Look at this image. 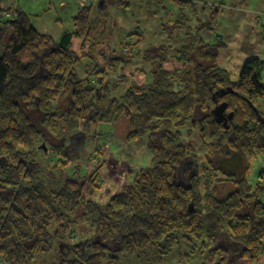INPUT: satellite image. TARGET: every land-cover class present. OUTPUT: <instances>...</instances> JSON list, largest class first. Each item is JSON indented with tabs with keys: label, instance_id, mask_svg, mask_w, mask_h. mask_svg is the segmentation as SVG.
<instances>
[{
	"label": "trees",
	"instance_id": "trees-1",
	"mask_svg": "<svg viewBox=\"0 0 264 264\" xmlns=\"http://www.w3.org/2000/svg\"><path fill=\"white\" fill-rule=\"evenodd\" d=\"M111 1L126 13L133 0ZM173 1L181 9L197 5ZM6 2L0 0V260L35 264L56 251L48 264H118L120 254H166L194 238L216 264H259L264 254V172L256 190L247 172L250 161L264 155V60L248 58L234 78L218 65L227 44L220 36L216 43L198 40L197 32L183 47L145 50L142 59L151 68L148 75L143 67L138 72L152 80L132 83L123 95L108 99L104 84L90 85L91 74L80 79L75 70L89 57H100L112 68L126 58L109 46L97 55L102 42L92 32L94 5L81 6L73 17L74 30L56 40L37 31L20 9L5 19ZM203 10L212 16L197 29L213 31L219 10L208 4ZM181 20L166 29L186 28ZM73 40L81 43L80 54L73 50ZM170 58L173 69L165 67ZM100 73L107 74L98 66L92 72ZM127 80L119 76L114 87ZM221 104L227 108L219 123L213 110ZM101 123H125L126 139L143 138L151 155L150 166L127 176L118 191L107 194L112 190L107 188L104 203L94 194L106 160L81 177L78 167L72 174L67 170V154L68 160L55 154L63 150L70 156L73 145L74 153H83L81 140ZM187 123L199 127L205 165L180 130ZM46 142L49 161L68 171L58 189L36 183L42 173L38 152L46 150ZM98 150L97 157L105 154ZM186 162L190 181L182 185L178 176ZM229 163L243 166L242 173L227 170ZM80 220L90 236L72 243L78 231L72 229Z\"/></svg>",
	"mask_w": 264,
	"mask_h": 264
},
{
	"label": "rangeland",
	"instance_id": "rangeland-1",
	"mask_svg": "<svg viewBox=\"0 0 264 264\" xmlns=\"http://www.w3.org/2000/svg\"><path fill=\"white\" fill-rule=\"evenodd\" d=\"M94 1V30L92 29V32L94 37L102 42L100 47H97V55L102 52L106 53L109 46V49L115 51L119 57L125 55L126 58L125 61H120L112 68L110 65L106 67L100 57L96 60L89 57L77 65L75 70L80 79L87 77V73H90L91 75L87 77L89 78L87 82L90 85L101 87L104 84L103 91H107L108 99L120 97L132 83L143 85L152 80L151 77L146 79L138 72L143 67L146 69L144 75H148L151 68V65L142 59L145 50L163 45L173 48L183 47L191 42V34L196 32L200 33L198 40L203 39L206 42L216 43L220 36L221 40L227 44L222 56H228L229 63L223 60L220 67L232 71L234 78L237 76L234 74L236 70L231 68L234 63L242 65L244 61L255 54L264 60V0H193L199 2L196 7L188 6L185 9H181L173 0H133L132 7L126 13L117 7L114 1ZM81 2L82 0H9L2 5V8L5 11V19L9 18L7 13L13 17L15 11L20 9L28 15L31 24L37 31L41 33L46 31L48 35L59 40L63 32L74 30L73 17L81 9ZM206 4L219 10L215 15L214 30L198 31L197 26H203L206 22L209 24L212 16V13L203 10ZM151 13L154 15L152 16ZM180 19H182L180 22L186 24V28L166 29ZM202 23L203 25H201ZM136 42H138L137 45H131ZM80 46L79 41L73 40V50L78 54H80ZM169 60L165 65L173 69L175 63L171 62V58ZM232 61L234 63L230 64ZM97 66L102 71L106 70L107 74H92ZM121 75H126L128 80L114 87ZM262 81L264 83V71ZM106 87H109V90L104 89ZM60 103L65 105L64 101H60ZM118 125L119 123H101L93 127L91 134L88 137L84 136L81 140L84 143L83 153H74V145L71 150L73 154L70 156L63 150L59 154L55 153L61 160H68L69 157L71 164L67 170L72 174L78 167L81 177L89 175L92 170L106 160V165L101 170L100 190L94 194V198H102L103 203L108 200L107 194H112L122 187L127 176L130 179L135 172L141 168H147L151 164V155L143 145V138L138 141H128L125 135V123ZM180 130L183 132L185 140L198 153L199 163L205 165L204 153L201 151L198 141L199 127L187 123ZM44 146L46 150L40 148V152H38L42 173L39 178H36V183H43L52 189H58L68 171H63L54 161H49L51 159V155L49 157L50 143L46 142ZM98 149L105 151V154L97 157ZM63 154H67L68 157ZM229 164L225 165L231 173H242L243 166L237 163ZM190 167L188 162L184 163L178 176L179 184H189ZM217 167L221 168L218 164ZM262 172H264V155H259L250 161L247 172V180L253 190L258 188L257 184L260 182ZM261 182L264 185V179H261ZM107 188L112 190L105 194ZM227 189L228 187L224 189L222 195L227 194ZM260 201L264 203V189L261 191ZM78 222L80 223L72 229L78 230L74 233V239L70 240L72 243L90 236L87 233L88 227L84 223L85 221ZM51 232L53 233L54 229ZM56 255V251L46 253L35 264L51 263ZM0 264H4L2 260H0ZM118 264H216V262L211 260L208 249H202V242L191 238L189 241H181L171 252L166 254H162L159 250L133 255L120 254ZM259 264H264V254L260 258Z\"/></svg>",
	"mask_w": 264,
	"mask_h": 264
},
{
	"label": "crops",
	"instance_id": "crops-1",
	"mask_svg": "<svg viewBox=\"0 0 264 264\" xmlns=\"http://www.w3.org/2000/svg\"><path fill=\"white\" fill-rule=\"evenodd\" d=\"M86 1H88V2H90L89 4H92V5H94V3H95V1L94 0H82V2H81V6H85V5H88L87 4V2ZM197 4H198V2H197ZM41 33V32H40ZM197 33V32H196ZM42 34H48L46 31H42ZM73 43V42H72ZM227 48V47H226ZM226 48H224L221 52H220V55H219V59H218V65L220 66H222V61L223 60H225L226 61V63L228 62L229 63V57L228 56H225V55H223L222 56V53L225 51V49ZM255 56H257V54H255ZM253 57V56H252ZM257 57H259V56H257ZM250 58V57H249ZM172 62V61H171ZM245 62V61H244ZM232 63H234L233 61L230 63V64H232ZM243 65V64H242ZM242 65H236V63H234V65L233 66H231V68H233L232 70H236L235 72L236 73H234V74H237L238 75V73H239V71H240V69H241V67H242ZM230 66V65H229ZM165 67L166 68H168L166 65H165ZM170 69V68H169ZM232 72V71H231Z\"/></svg>",
	"mask_w": 264,
	"mask_h": 264
},
{
	"label": "water",
	"instance_id": "water-1",
	"mask_svg": "<svg viewBox=\"0 0 264 264\" xmlns=\"http://www.w3.org/2000/svg\"><path fill=\"white\" fill-rule=\"evenodd\" d=\"M226 108L227 107L225 104H221L218 107H216V109L213 110V114L217 122L219 123L223 122L222 113L226 110Z\"/></svg>",
	"mask_w": 264,
	"mask_h": 264
}]
</instances>
